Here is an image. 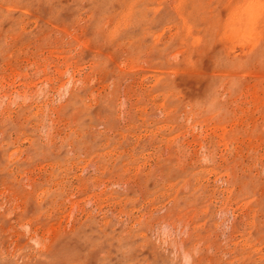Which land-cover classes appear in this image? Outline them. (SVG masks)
Segmentation results:
<instances>
[{
    "label": "rangeland",
    "instance_id": "374dc122",
    "mask_svg": "<svg viewBox=\"0 0 264 264\" xmlns=\"http://www.w3.org/2000/svg\"><path fill=\"white\" fill-rule=\"evenodd\" d=\"M264 264V0H0V264Z\"/></svg>",
    "mask_w": 264,
    "mask_h": 264
},
{
    "label": "clouds",
    "instance_id": "9594fccd",
    "mask_svg": "<svg viewBox=\"0 0 264 264\" xmlns=\"http://www.w3.org/2000/svg\"><path fill=\"white\" fill-rule=\"evenodd\" d=\"M193 254L185 252L182 256L181 264H192Z\"/></svg>",
    "mask_w": 264,
    "mask_h": 264
}]
</instances>
